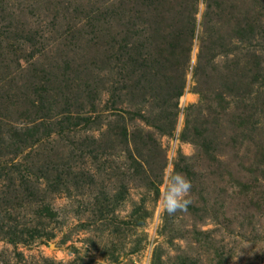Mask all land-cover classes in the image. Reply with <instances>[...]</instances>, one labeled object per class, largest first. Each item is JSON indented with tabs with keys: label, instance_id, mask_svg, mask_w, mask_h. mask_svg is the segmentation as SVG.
I'll return each mask as SVG.
<instances>
[{
	"label": "rangeland",
	"instance_id": "1",
	"mask_svg": "<svg viewBox=\"0 0 264 264\" xmlns=\"http://www.w3.org/2000/svg\"><path fill=\"white\" fill-rule=\"evenodd\" d=\"M0 264H264V0H0Z\"/></svg>",
	"mask_w": 264,
	"mask_h": 264
},
{
	"label": "clouds",
	"instance_id": "2",
	"mask_svg": "<svg viewBox=\"0 0 264 264\" xmlns=\"http://www.w3.org/2000/svg\"><path fill=\"white\" fill-rule=\"evenodd\" d=\"M165 188L161 193L164 211L172 216L177 212L187 210V206L192 202L191 179L181 171L169 174L164 180Z\"/></svg>",
	"mask_w": 264,
	"mask_h": 264
}]
</instances>
